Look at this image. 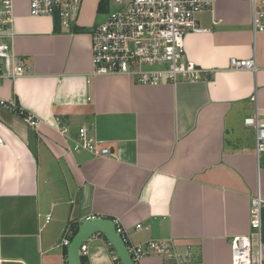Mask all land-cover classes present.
<instances>
[{
    "label": "crops",
    "instance_id": "obj_1",
    "mask_svg": "<svg viewBox=\"0 0 264 264\" xmlns=\"http://www.w3.org/2000/svg\"><path fill=\"white\" fill-rule=\"evenodd\" d=\"M117 8L82 0L77 25L63 30L14 3L7 40L28 69L1 82L0 99L38 126L0 107V264H61L66 225L75 233L93 218L119 221L133 245L189 247L186 264H231L230 240L251 233L256 196L263 229L264 160L243 122L264 118V33H252L250 0H219L197 15L207 31L186 35L187 58L210 76L154 87L93 73L89 32ZM252 57L255 73L228 69L229 59ZM82 127L111 155L68 152ZM87 245L86 264H115L101 234Z\"/></svg>",
    "mask_w": 264,
    "mask_h": 264
},
{
    "label": "built area",
    "instance_id": "obj_2",
    "mask_svg": "<svg viewBox=\"0 0 264 264\" xmlns=\"http://www.w3.org/2000/svg\"><path fill=\"white\" fill-rule=\"evenodd\" d=\"M16 0H0V85L4 79L22 76L27 67L16 56L7 39L13 35L14 3ZM31 17H48L57 21L63 30L77 25L82 0H25ZM219 0H114L118 8L89 32L91 62L95 75H123L140 86L154 87L179 80L194 81L210 73L198 68L186 56L185 37L189 33H204L207 29L197 23V15L210 12ZM251 28L253 35L264 33V0H250ZM228 69L255 73L254 57L243 60L229 59ZM0 107L22 120L31 129H37L38 120L21 108L15 101L0 99ZM244 125L255 131V156L264 159V118L256 115L244 119ZM60 133L66 128L61 126ZM3 145L0 139V146ZM85 149L94 156L111 155L110 148L87 135L82 127L74 145L67 151ZM262 207L263 201L256 196L251 201L250 229L246 236L230 240L231 264H263L262 261ZM90 220V219H88ZM116 233L125 245L133 264H141L148 256H157L169 264H186L191 260V250H178L172 239L150 241L133 245L127 231L119 221H112ZM142 228L136 225L135 230ZM74 232L67 224L57 245L67 248ZM79 249V256L88 253L87 241ZM111 259L120 264L113 248L107 243ZM61 264H68L63 256Z\"/></svg>",
    "mask_w": 264,
    "mask_h": 264
},
{
    "label": "water",
    "instance_id": "obj_3",
    "mask_svg": "<svg viewBox=\"0 0 264 264\" xmlns=\"http://www.w3.org/2000/svg\"><path fill=\"white\" fill-rule=\"evenodd\" d=\"M95 234H101L107 243L111 245L121 264H133L125 245L116 233L111 220L93 218L85 221L71 238L67 247L68 264H81L79 249L81 244Z\"/></svg>",
    "mask_w": 264,
    "mask_h": 264
},
{
    "label": "rangeland",
    "instance_id": "obj_4",
    "mask_svg": "<svg viewBox=\"0 0 264 264\" xmlns=\"http://www.w3.org/2000/svg\"><path fill=\"white\" fill-rule=\"evenodd\" d=\"M113 10H115V9H113ZM262 160H264V159L262 158L260 161H262ZM263 219H264V215H263ZM261 243H262V261H263V264H264V221H263Z\"/></svg>",
    "mask_w": 264,
    "mask_h": 264
},
{
    "label": "trees",
    "instance_id": "obj_5",
    "mask_svg": "<svg viewBox=\"0 0 264 264\" xmlns=\"http://www.w3.org/2000/svg\"><path fill=\"white\" fill-rule=\"evenodd\" d=\"M76 233V232H75ZM74 233V234H75ZM81 264H86V261H85V259L84 258H81Z\"/></svg>",
    "mask_w": 264,
    "mask_h": 264
}]
</instances>
